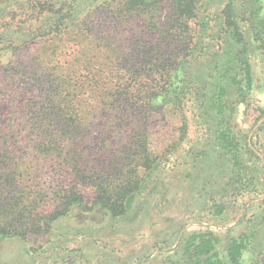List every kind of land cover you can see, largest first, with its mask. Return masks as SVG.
Segmentation results:
<instances>
[{
	"label": "rangeland",
	"instance_id": "374dc122",
	"mask_svg": "<svg viewBox=\"0 0 264 264\" xmlns=\"http://www.w3.org/2000/svg\"><path fill=\"white\" fill-rule=\"evenodd\" d=\"M228 1L200 0L195 21L198 33H191L192 41L179 47L173 36L174 43L166 36L178 14L173 0H154L158 11L152 14L155 18L134 12L129 5L124 13L127 18H116L110 8L96 9L88 3L78 7L75 23L61 29L63 33L55 41L28 42L11 56L21 67H7L0 74V124L19 121L21 112L16 106L21 102L47 103L36 92L39 75L33 70L39 64L51 66L50 71L56 66L60 71L75 66L74 81L85 82L79 99L72 102L75 113L86 114L88 121L86 138L79 148L81 158L74 160L78 171L73 174L62 159L27 158L21 178L25 191L32 190V185L44 188L46 198L61 190L54 186L76 185L84 201L54 221L49 231L34 232L27 224L19 229L24 235L0 238V264H175L185 240L193 233L209 230L220 239L217 248L224 264H229L231 238L240 239L246 246L242 264H254L264 251V213L256 205L261 201L249 203L253 194L239 190V176L249 175L246 166L251 161L254 170L250 173L262 183L255 182V186L264 188V41L257 37L264 20V0H234L251 50L254 88L246 101L235 104L231 117L229 110L222 117L213 105L216 97L233 104L238 97L232 78H242L236 67L239 44L224 27L223 10ZM195 22H189L190 26L195 27ZM181 50L185 51L178 53ZM52 51L55 56L48 57ZM121 54L124 59H117ZM138 56L136 65L133 59ZM144 57L160 66L182 63V75L177 80L179 99L170 92L146 106L145 96L140 95L136 99L140 113L130 108L123 119L124 127H116L124 132L121 148H136L144 187L135 194L130 209L118 217L94 205L96 180L90 181L87 172L92 166L99 170L119 166L110 158L114 149H119L114 134H120L113 132V113L107 105L112 92L98 90L86 76L110 82L125 72L121 82L150 81L141 72ZM154 68L152 83L163 79L159 67ZM128 103L135 104L133 100ZM136 119L137 124L126 125ZM227 125L241 142L244 170L234 166L233 155L218 140ZM106 137L111 140L108 147L104 145ZM133 140L135 144L130 143ZM143 144L152 156L150 170L139 153ZM122 159L133 162V158ZM221 204L225 212L214 213ZM41 211L35 210L33 216H41Z\"/></svg>",
	"mask_w": 264,
	"mask_h": 264
},
{
	"label": "trees",
	"instance_id": "16d2710c",
	"mask_svg": "<svg viewBox=\"0 0 264 264\" xmlns=\"http://www.w3.org/2000/svg\"><path fill=\"white\" fill-rule=\"evenodd\" d=\"M10 1V5L18 6L8 5ZM173 2L178 14L172 20L173 24L169 28L170 33H166V36L172 42L173 39L178 41L179 47V45L189 44L192 41L189 39L191 33L195 35L198 33L195 21L201 2L200 0H173ZM88 3H91L96 9L101 6L110 8L116 18H127V15L124 16V13H127V5L129 8H133L134 12L142 11L145 17L155 18L152 14L158 12L154 0H0V74L5 72L7 67L10 69L21 67L11 56L18 52L22 45L28 42L55 41V38L63 33L61 29L75 23V19L78 17V7L81 6L82 8ZM223 14L224 27L227 33L239 44L238 65L236 67L241 71L242 78L238 79L236 76L232 78L231 83L236 86L238 97L233 104L221 102L223 99L218 96L215 99L217 102L213 105L222 117L227 110H229L228 115L231 117L236 112L237 105L235 104L246 101L253 90L254 73L250 61L251 50L236 15L234 0L228 1ZM189 22H195V27H191ZM260 23L264 27V20ZM262 27L258 31L257 37L260 36V39L264 41ZM194 48L191 50L195 51ZM185 50L178 53H183ZM157 53L159 54V52ZM5 56L7 59H4ZM47 56L53 57L55 52H49ZM146 57L143 59V71L141 70V72L150 81L134 80L130 84L125 80L121 82L125 72L115 80L110 79V82L97 79V77L86 76L98 90L112 92L111 96L107 97V105L110 106L113 113V132L120 134H114L117 135L113 139L119 149H114L115 151L110 158L116 161L119 166L113 165L116 168L112 169L111 165H108L100 170L98 167L92 166V170L87 172L90 181L96 180L93 181L97 186L94 205L101 206L104 212L108 211L118 217L130 209L135 194L142 191L144 187L141 184L143 174H140L141 164L136 157V148L126 145L121 148L123 141H125L122 136L124 132L121 133L116 127L123 126L124 116L128 115L130 108H133L135 113H140L142 108H139L140 104H136L138 103L136 99L140 95L145 96L146 106L154 104L160 96H165L170 92H174V96L178 97L177 100L179 99V92L177 91L180 82L177 80L182 75V63L160 66V64L146 61ZM116 58L124 59L122 54L117 55ZM133 60L138 65L139 56ZM153 65L159 67L158 73L163 78L156 83H152L154 78L151 73L155 72ZM50 67L39 64L38 68L33 70L35 76L39 75L36 92L40 95L39 98L47 100V103L41 105L37 102L38 104L30 105L21 102L16 106V109L21 112L19 121L12 124L9 120L6 124H0V238L24 235L25 232L21 233L19 229L27 224L34 232L49 231L54 221L69 213L73 205L81 204L84 201V196L73 184L68 187L54 186V188L59 187L61 190L52 192L53 196L49 197L51 199L46 198V189L44 188H37V186L32 185V190L25 191L22 187L21 178L27 168V158L62 159L66 161L73 170L72 173L75 174V171L78 170L74 160L81 158L80 143L83 144L86 138L87 115L81 116L72 109V102L79 99L78 93L85 89V82L79 84V82L74 81L76 79L75 66L61 67V71L57 66L51 68L50 71ZM29 72L32 73L31 70H23V73ZM62 93L67 95L63 96ZM130 100L135 102L133 106L128 103ZM225 122H229V119L227 118ZM131 123L137 124L138 119L129 121L126 125ZM104 139L107 141L104 142V145L108 147L111 140L109 137ZM218 140L233 155L231 159L234 166L245 167L241 158V142L233 134L230 126L220 132ZM130 143L135 144L136 142L133 140ZM139 153L142 154V158L148 166L147 170H150L149 165L152 156L147 152L145 144L142 145ZM122 158H133V162H125ZM250 165L251 161L249 166H246V172L248 170L249 175L246 173L247 177L245 178L239 176L241 183L239 190L241 192L249 191L254 196L263 195L264 188L255 186V182L257 185L262 184L261 179L250 173L251 170H254V167ZM243 180L247 184H242ZM256 205L260 206L261 212L264 213V200ZM37 209L42 210L41 216H33ZM223 212H225V205L221 204L214 213L222 214ZM219 241L218 235L211 230L193 233L181 246V253H179L181 258L175 264H224L218 253ZM240 241V239L231 238L228 242L229 264H242V250L246 246L244 242L240 243ZM253 263L264 264V251Z\"/></svg>",
	"mask_w": 264,
	"mask_h": 264
},
{
	"label": "crops",
	"instance_id": "0c3cea01",
	"mask_svg": "<svg viewBox=\"0 0 264 264\" xmlns=\"http://www.w3.org/2000/svg\"><path fill=\"white\" fill-rule=\"evenodd\" d=\"M261 121L263 122V119L262 120L260 119L258 122H261ZM262 200H264V194L263 195L254 196L249 203H254V202H258V201H262Z\"/></svg>",
	"mask_w": 264,
	"mask_h": 264
}]
</instances>
